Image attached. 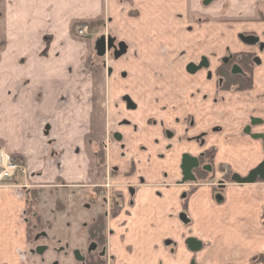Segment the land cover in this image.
<instances>
[{"label":"crops","instance_id":"0c3cea01","mask_svg":"<svg viewBox=\"0 0 264 264\" xmlns=\"http://www.w3.org/2000/svg\"><path fill=\"white\" fill-rule=\"evenodd\" d=\"M197 1L0 0V14L9 18L19 14L22 28L41 27L40 19H44L42 34L59 35V44L65 40L61 36L69 35L75 24L103 19L116 22L118 14H140L139 18L143 20L137 22L139 25L128 23L126 27L128 48L136 47V50H145L148 54V50L156 47L154 50L158 57L168 51L190 49L198 37L203 39L207 36L208 42H217L225 30L227 32L230 25L224 20L228 16L222 14L217 15L216 21L212 16L201 26L194 23L195 14L192 13L197 9ZM0 18L5 20L4 15ZM189 27L196 29L191 33ZM229 35L234 37V34ZM6 37L0 35L1 52L40 49V42L32 45ZM70 49L64 44V50ZM5 55L12 58L14 75H0V154L9 156L21 170L0 186V264H26L30 246L28 211L32 204L37 212V222L43 226L34 238L38 244L32 253L42 260L54 257L50 244L55 242L67 248L66 259L81 261L84 258L85 262L86 256L81 250L90 245L87 229L99 217L105 218L106 244L102 249L98 248V253L110 264H180L178 260L186 255L190 264H249L264 253V230L261 229L264 184H230L220 202L213 199L210 186L203 184L184 197L193 185L183 182L178 170V150H169L166 142L154 140V130L158 139L161 138L151 120L160 122L168 117L160 107L156 110L151 108L154 100L175 97L176 91H183L181 85L184 81L171 82L172 85L165 88V95L157 92L159 87L154 86L158 83L155 80H143L144 84L136 80L125 81V85H139L148 92L145 97H141L139 91L136 95L133 93L135 100H142L137 101L139 105L144 103L147 108L140 105V109L130 115L134 121L140 119L147 126L142 127L141 123L142 131L135 133L136 138L132 139L129 138L132 129L123 130L126 133L123 152L121 145L110 144L106 154L107 167H99L93 153V163L91 166L86 164L84 149H77L83 148L84 144L72 147L77 149V154L72 158L71 166L63 167L55 160L59 154L54 158L55 155L52 157L44 150L43 139L38 132L46 126L51 130L60 126L58 129L68 137L67 128L85 126L87 119H98L100 111L90 108L88 111L83 103L79 111L78 107L70 109L66 106L75 105L77 98L68 100L73 94L64 89L67 80L62 75L60 63L37 70L35 61L27 59L19 69L14 55ZM6 60L2 54L0 71ZM189 91H184L185 96ZM63 97L68 100L67 104L60 102ZM188 114L190 112H181L180 117ZM110 116L108 110L107 122H110ZM62 123L64 127H61ZM168 125L177 131V137L182 133L181 126ZM204 127H197L190 135L197 134ZM227 127L228 130L234 129V126ZM224 137L221 134L207 145L217 149L215 165H230L234 171L244 175L257 160L254 157L245 159L248 150L241 148L244 144L239 139L229 143L224 141ZM177 144L178 140H175L172 145L177 147ZM66 145L73 146L69 142ZM184 151L196 155L198 148L191 144L183 146L181 153ZM240 157L241 161L236 163L226 160ZM110 167L117 169L109 176V182L121 196L116 214H113L112 204L103 202L106 195L100 196L101 187L105 179L108 180V171L104 168ZM190 238L202 244L198 252L188 249L187 240Z\"/></svg>","mask_w":264,"mask_h":264},{"label":"flooded vegetation","instance_id":"af4514ba","mask_svg":"<svg viewBox=\"0 0 264 264\" xmlns=\"http://www.w3.org/2000/svg\"><path fill=\"white\" fill-rule=\"evenodd\" d=\"M192 14H195L193 15V21L198 26L207 23L213 14L228 16L227 20L224 21L230 26L227 32L225 30L223 37L219 39L218 42L220 43L213 40L208 42L207 36L203 39L198 37L197 43L189 47L190 49L172 51L168 55L162 54L160 66L158 68L151 67L154 70L152 74L149 73L147 63H145L141 64L143 69L138 71L139 74H134L132 77L127 75L125 78L128 81L136 80L138 82L155 80L162 84V87L158 88L157 91L161 92L162 95L167 94L165 88L171 86L173 81H184L189 86L190 97L187 103L191 104L190 114L184 118L175 116L167 122L168 124L172 121L173 125L181 126L183 128L181 135L179 134L177 137V131L173 128L172 132L165 129L164 120L157 123L152 120L151 125L161 130V134H165V137H163L165 139L154 140L157 143L160 141L166 142V147L169 150H178V154H180L179 171L184 155L197 159L198 167L192 170L195 181L185 182V184H191L193 187L188 190L184 197L192 194L198 185L203 184L210 186L213 199L220 202L223 200V194L228 185L236 184L232 179L234 174L246 177L264 161V0H198L197 9ZM261 25L263 27L260 29ZM195 29L196 27H189L188 31L193 33ZM229 34H234V37H230ZM120 45L113 42L109 48L117 54L119 53L117 47L121 48ZM170 54L173 57L168 59L167 56ZM109 76L111 77L112 74ZM120 77H124L122 73ZM129 85H125L127 93L123 96V98H126L125 110L123 108V112L120 113L121 116L125 114V117L122 116L117 125L120 128L119 132L127 128L132 129L133 134H135L140 132L141 127L138 126V123H134L133 119L129 117V113L135 112L140 107L137 100L133 98V91ZM206 87H209V89L214 88L209 93L205 90ZM139 88H141L140 91L139 89L137 91H139L141 97H145V94H148L147 90L142 89L140 86ZM180 94L176 91V97ZM210 96H212L211 101ZM211 104L225 105L220 108L222 114L219 116H221L220 120H223L222 125H210L214 119ZM107 116L108 110L106 116L103 117L106 121ZM215 119L217 120V117ZM201 126L205 127L197 134L190 135L191 131ZM227 126H234V129L229 128L228 130ZM115 134L117 133L115 132ZM221 134L225 135V142L232 143L234 140L239 139L244 144L241 148L248 150L245 151L247 153H245V159L254 157V160H257L256 164L244 175L234 171L230 165H215L217 149L214 146L207 147V145L210 140ZM118 135H115V138ZM175 140H178L177 147L172 145ZM114 141L113 143H115ZM103 143V145L99 144L98 147L99 150L102 148L105 157V152L108 151L112 143H107L105 140H103ZM191 144H195L198 148L196 155L189 151L181 153L183 146ZM245 159L242 160L243 163H245ZM99 167H102V165H99ZM116 169L115 167L108 169L106 175L108 180L105 179L106 182L101 187L103 191L100 192V196H105V193L110 192V196L104 197V203L107 202L112 206L114 203L119 204L121 197L114 191V187L109 182V176ZM262 183L264 184V181L257 179L254 184ZM99 258L106 263L105 258ZM249 264H264V253L253 258Z\"/></svg>","mask_w":264,"mask_h":264},{"label":"rangeland","instance_id":"374dc122","mask_svg":"<svg viewBox=\"0 0 264 264\" xmlns=\"http://www.w3.org/2000/svg\"><path fill=\"white\" fill-rule=\"evenodd\" d=\"M125 1V0H122ZM5 17V20H1L0 18V35L16 38L17 41L22 42H28L32 45L40 42V49L36 50H25V51H0V57L3 56L5 59V64L0 71V75H14V69L12 68V58L10 56L7 57V53H11L14 55L13 59H17L18 68L21 69L22 65H24V61L27 59H32L35 61V65H37V70H41V68H47L51 65H56L58 63L62 66V75L66 78V84L64 89L68 90L70 92L71 98H68V100H75V97L77 98V102L81 101L80 104L76 102L75 105L68 104L66 105L68 108L73 109V107L77 108L79 111V106L82 104L85 109L89 108L92 110H95V112L100 111V114H97V118H91L87 119V123L85 126H79L78 128H67L68 137L63 135V132L59 130L60 126H57L58 128H55L51 130L48 126L43 128V130L39 131L41 135V139H43V146L44 150L48 151V155L50 154L55 155L54 158L58 162V164H61L63 167L71 166V160L73 157L77 154V149L79 151H83L86 153V164L93 163V158L91 155H95L96 163L99 166L100 162L98 159V156L96 152L99 150V144L103 145V140H105L107 143H113V141L119 145H121V152H123L124 149V139H125V132L123 129L120 131V128H118V121L121 119L120 113L123 112V108L125 110V81H127V78L125 76L134 74H139V70L143 69L141 67V64L147 63L148 71L149 73H153L154 70L151 67L157 68L159 67V63L161 62V56L168 55V52H165L163 55L160 54L157 57V51L154 50L155 48L148 50V54H146L145 50H136L135 48L128 49V45L126 42V36H125V30L128 26V23H135L134 25H139V21L143 18H139L140 14H118V17L116 18V22L111 19H103L94 21L91 23H80L75 24L72 26L71 31L69 32V35H63L61 36L65 40L61 42V44L58 43V39H60L59 35L54 34H42L44 29V19H40L41 27H28V26H22L20 25V22L18 20L19 14H16L14 17H8L6 14H0V16ZM13 15V14H12ZM218 14H213V20L216 21L218 19ZM10 16V15H9ZM223 17V16H222ZM13 18V19H12ZM139 22V23H137ZM226 22V21H224ZM112 23V24H111ZM137 23V24H136ZM92 24V26H90ZM87 26L88 30L87 33L84 34V36L78 35V30L80 26ZM3 27V28H2ZM5 27V28H4ZM46 28V27H45ZM36 30V31H35ZM35 32V33H33ZM61 41V40H60ZM117 42L121 44V48L119 46L117 47V51L119 53L115 54L113 50H110L109 46L113 43ZM64 43L66 47H71L70 50H64ZM217 43H220L217 41ZM0 48H3L2 45V38L0 39ZM116 51V50H115ZM147 52V51H146ZM145 53V55H144ZM150 56V57H149ZM12 57V55H11ZM172 54L167 56L168 59H171ZM162 59H164L162 57ZM142 60V61H141ZM67 62V63H65ZM60 66V65H59ZM16 67V69H17ZM156 70V69H155ZM153 71V72H152ZM121 73L123 74V78L120 77ZM112 76L110 77L109 75ZM159 74V73H158ZM32 83V82H31ZM139 84H144L143 80L139 82ZM156 84V85H155ZM154 86L162 87L161 83H155ZM133 93L136 95L137 90L139 89V85H129ZM183 91H181V94L178 98L176 96L169 99H156L154 100L152 109L156 110L158 107H162L161 109L168 114V117H166L165 121V129L169 130V132H172V128L168 126L167 122L172 120L175 116H180L181 112L185 111V114L189 112L190 103L189 99V93L184 94V91H189V86L187 84L181 85ZM207 91L212 92V89H209V87H206ZM155 90V89H154ZM203 90L205 93L206 91ZM132 91H130L132 93ZM140 91V90H139ZM139 93V92H138ZM156 93V92H153ZM186 93V92H185ZM96 95V96H95ZM210 96V101H211ZM38 101H40V96L38 97ZM137 101H140L139 98H136ZM182 99H185L182 100ZM68 100H66L65 97L60 99V102L65 104ZM220 101V99H218ZM142 102V100L140 101ZM204 103L203 101H201ZM207 103V102H206ZM208 103L210 104L209 100ZM220 103V102H219ZM67 104V103H66ZM85 104V105H84ZM142 108H147L144 103H140ZM139 105V107H140ZM212 105V104H211ZM65 106V105H64ZM221 106H225L224 104L220 105H212V110L214 112V119L212 120V123L210 125H222L223 120H220L219 116L220 114V108ZM109 110L112 116H110V122H104L102 119L104 116H106V111ZM180 110V111H179ZM91 111V110H90ZM179 111V112H178ZM156 112V111H153ZM178 112V113H177ZM224 112V111H223ZM99 113V112H98ZM105 114V115H104ZM135 112L129 113L130 115H134ZM219 116V117H218ZM124 117V116H123ZM217 117V120L215 119ZM224 117V116H222ZM169 118V119H168ZM94 119V120H92ZM224 119V118H222ZM137 121H134V123H138L139 127H146L147 125L145 122L139 121L140 119H135ZM153 120V119H152ZM151 120V121H152ZM90 121V122H88ZM139 121V122H138ZM142 123V125H141ZM157 123V121H156ZM172 123V121H171ZM210 122L208 121V124ZM141 125V126H140ZM198 125V124H197ZM61 127H64V123H62ZM83 127V128H82ZM153 128V127H151ZM158 129L157 127H155ZM144 130V129H143ZM142 131V130H141ZM159 130V134L161 139H165V134H161ZM115 132L118 135L117 138H115ZM153 135L155 134L154 138L158 139L156 130L152 131ZM122 133V134H121ZM133 130L129 134V138H136L134 136L135 134H132ZM181 133V132H180ZM113 134V137H112ZM147 134V132H145ZM164 135V136H163ZM146 137V136H144ZM152 137V136H149ZM68 140V141H67ZM69 142V144H73V146L66 145ZM84 144L83 148H77L76 150L72 149V147H76L77 145ZM53 146V148L51 147ZM81 147V146H80ZM71 148V150H69ZM102 149V148H101ZM50 151V152H49ZM67 151V152H66ZM108 152V151H107ZM105 152V154H107ZM93 153V154H92ZM53 157V156H52ZM242 158H233V161L230 158H226V160H229L231 163L240 162ZM223 161H226L225 159H221ZM57 164V163H56ZM102 167L106 166V155L104 157L103 162H101ZM106 171H108L109 168H104ZM105 195L108 197L110 196L109 193H105ZM103 197V195H102ZM104 202V201H103ZM107 203V202H106ZM105 203V204H106ZM108 205V203L106 204ZM34 204L30 205L28 216L30 218V232H29V241L30 246L28 249V256L29 258L26 260V264H53L54 262H58V264H87V258L92 256L98 255V245L96 243H93L91 239L89 238L90 245L81 250L82 254H85L86 260L84 262V258L81 259V261H77L75 259L68 260L66 259V255H68L67 248H65L64 244H58L55 242H52V245L50 244L52 250H54V257L42 260L41 258L34 256L35 254L32 253V250L34 251L35 246L38 244L36 243L34 238L36 234L40 233L41 230H43V226L40 225L37 222V212L33 210ZM59 207V206H57ZM197 209L199 210V204H197ZM261 229L264 230V214L261 218ZM89 228V227H88ZM88 231V229H87ZM55 235L57 232H54ZM89 236V235H88ZM43 243V242H41ZM94 244L95 248L93 250L90 249V246ZM84 246V245H83ZM50 248V249H51ZM62 256L63 258H61ZM99 256V255H98ZM100 257V256H99ZM105 264H110L108 259H105ZM180 264H190L189 257L186 255L184 257H181L179 260ZM195 262H197L195 260ZM198 264V263H196Z\"/></svg>","mask_w":264,"mask_h":264},{"label":"water","instance_id":"95a60500","mask_svg":"<svg viewBox=\"0 0 264 264\" xmlns=\"http://www.w3.org/2000/svg\"><path fill=\"white\" fill-rule=\"evenodd\" d=\"M198 167V161L196 158L184 155L182 158L180 171L183 176V182L195 181L192 175V170ZM233 181L239 185L254 184L257 179L264 181V161L253 171H251L246 177H240L239 175H233ZM202 244L194 238L187 240V247L192 252H198L201 249ZM95 248L94 244L90 246V249ZM79 260V258H77ZM194 264V263H193Z\"/></svg>","mask_w":264,"mask_h":264},{"label":"trees","instance_id":"16d2710c","mask_svg":"<svg viewBox=\"0 0 264 264\" xmlns=\"http://www.w3.org/2000/svg\"><path fill=\"white\" fill-rule=\"evenodd\" d=\"M90 26H92V24ZM96 154H97L99 162H100L99 165H101V162H103V160H104V152L102 151V149H100L96 152ZM118 209H119V204L114 203L113 209H112L113 214H116L118 212ZM104 230H105V223H104L103 217H99L88 228L89 238L91 239V241H93V243H96L98 245V247L101 249L106 244V237H105ZM87 264H105V261L103 259H100L98 256L90 255L87 258Z\"/></svg>","mask_w":264,"mask_h":264},{"label":"built area","instance_id":"2783aa9c","mask_svg":"<svg viewBox=\"0 0 264 264\" xmlns=\"http://www.w3.org/2000/svg\"><path fill=\"white\" fill-rule=\"evenodd\" d=\"M87 26H80L78 30L79 36H84L87 33ZM21 170V167L13 162L9 156L0 154V186L11 180L14 175Z\"/></svg>","mask_w":264,"mask_h":264}]
</instances>
